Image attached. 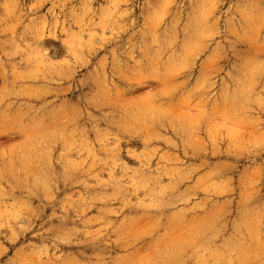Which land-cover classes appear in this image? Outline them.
Here are the masks:
<instances>
[{
  "label": "rangeland",
  "instance_id": "374dc122",
  "mask_svg": "<svg viewBox=\"0 0 264 264\" xmlns=\"http://www.w3.org/2000/svg\"><path fill=\"white\" fill-rule=\"evenodd\" d=\"M0 264H264V0H0Z\"/></svg>",
  "mask_w": 264,
  "mask_h": 264
}]
</instances>
